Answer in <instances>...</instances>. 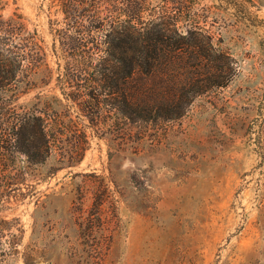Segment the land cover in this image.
<instances>
[{"label":"rangeland","instance_id":"1","mask_svg":"<svg viewBox=\"0 0 264 264\" xmlns=\"http://www.w3.org/2000/svg\"><path fill=\"white\" fill-rule=\"evenodd\" d=\"M253 1L264 21V0ZM1 5L36 31L46 64L25 93L0 97V264H264V25L220 29L237 59L233 79L197 96L179 120L147 127L137 143L115 139L111 114L95 127L65 98L72 88L57 79L63 61L51 27L63 17L57 1ZM58 99L73 131L53 127L52 116L44 130L64 132L65 158L56 140L34 163L16 119L23 107ZM82 131L86 149L69 166V143ZM91 222L83 237L80 224ZM86 241L102 248L86 252Z\"/></svg>","mask_w":264,"mask_h":264},{"label":"trees","instance_id":"2","mask_svg":"<svg viewBox=\"0 0 264 264\" xmlns=\"http://www.w3.org/2000/svg\"><path fill=\"white\" fill-rule=\"evenodd\" d=\"M56 1L63 15L62 20L51 21L54 50L59 47L58 59L63 61L57 79L72 88L62 89L65 98L95 127L104 112L111 114L109 127H115V139L137 143L147 134V127L179 120L197 96L225 87L233 79L237 59L222 46L220 29L264 25L252 9L253 0ZM1 3L0 97L18 98L46 64V53L23 16H5ZM62 105L60 99L55 105L39 100L23 107L16 119L31 138L29 154L34 163L35 151L44 147L50 154L51 142L56 140L61 142L57 149L65 158L60 139L64 132L57 129L54 135L59 137L54 138L53 134L47 137L44 130L52 127V116L53 127L73 131L74 125H63ZM85 137L82 131L83 141H70L71 153L76 155L67 165L82 159L75 150L86 149ZM101 204L100 198L93 201L91 215L100 212ZM94 228L92 222L81 223V235H89ZM84 244L89 253L101 247L89 241Z\"/></svg>","mask_w":264,"mask_h":264}]
</instances>
